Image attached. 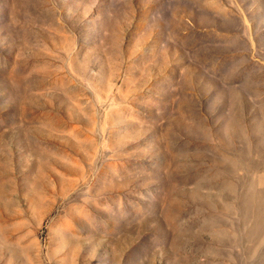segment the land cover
Returning <instances> with one entry per match:
<instances>
[{"label":"rangeland","instance_id":"obj_1","mask_svg":"<svg viewBox=\"0 0 264 264\" xmlns=\"http://www.w3.org/2000/svg\"><path fill=\"white\" fill-rule=\"evenodd\" d=\"M0 264H264V0H0Z\"/></svg>","mask_w":264,"mask_h":264}]
</instances>
